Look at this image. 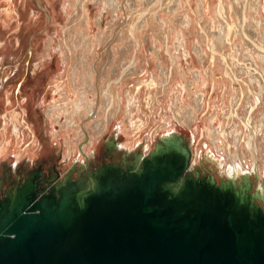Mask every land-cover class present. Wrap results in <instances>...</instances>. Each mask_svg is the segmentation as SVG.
Instances as JSON below:
<instances>
[{
	"label": "rangeland",
	"instance_id": "374dc122",
	"mask_svg": "<svg viewBox=\"0 0 264 264\" xmlns=\"http://www.w3.org/2000/svg\"><path fill=\"white\" fill-rule=\"evenodd\" d=\"M254 43L264 0H0V191L14 165L59 179L85 155L90 169L121 160L117 145L147 154L171 130L196 167L214 169L209 154L225 176L236 163L264 186Z\"/></svg>",
	"mask_w": 264,
	"mask_h": 264
},
{
	"label": "water",
	"instance_id": "95a60500",
	"mask_svg": "<svg viewBox=\"0 0 264 264\" xmlns=\"http://www.w3.org/2000/svg\"><path fill=\"white\" fill-rule=\"evenodd\" d=\"M187 163L170 137L139 165L69 172L42 192L29 177L9 182L0 264H264V201L248 179L217 182Z\"/></svg>",
	"mask_w": 264,
	"mask_h": 264
},
{
	"label": "bare ground",
	"instance_id": "6f19581e",
	"mask_svg": "<svg viewBox=\"0 0 264 264\" xmlns=\"http://www.w3.org/2000/svg\"><path fill=\"white\" fill-rule=\"evenodd\" d=\"M246 6H244L243 8H242V10H241V17H242V20H241V22L240 23H242V24H247V22H244L245 21V15H244V11L247 9V5L248 4H245ZM239 10V9H238ZM244 24V25H245ZM241 25V24H240ZM259 25V24H258ZM246 26V25H245ZM242 29H244L243 28V26H242ZM242 31V30H241ZM244 31H245V29H244ZM246 32V31H245ZM248 32V31H247ZM244 33V32H243ZM245 34V33H244ZM243 34V35H244ZM245 36V35H244ZM257 43V42H256ZM254 45H256L255 43H254ZM257 46V48H258V50L260 51V52H262V53H264V46H258V45H256ZM263 57V56H262ZM17 126V125H16ZM17 133V132H16ZM257 134V131H255V135ZM179 138L180 139V141L183 143V146L185 147V148H187L188 149V163H187V168H186V171L185 172H190V173H192L194 170H199V171H203V172H205L201 167L202 166H198V167H196V163H200V162H198V160H197V162L196 163H194L193 162V160H192V148L190 147V145L189 144H187L186 142H185V139L182 137V136H180L179 134H177V132L175 131V130H171V131H169V132H166V133H162V134H160L158 137H157V139H156V141L154 142V144H153V147H152V149L151 150H149L148 152H147V154H143L142 153V150H138V151H136V152H134V154L133 155H129V156H127L126 154H128L127 152H131V151H126L125 149V156H123V158L125 159V160H130V161H132V160H134V163H135V165H139L140 164V162H141V159L143 158V157H145V156H147L148 154H149V152H151L153 149H154V147H155V144L156 143H159V142H161L163 139H166V138ZM252 138H253V135H252ZM249 144L250 145H252V142H249ZM83 149H84V147H83ZM89 156H87V155H85V157H84V159L82 158V160H84L83 162L81 161V160H79V167L78 168H80L81 170H83L84 171V168H86V170H88L89 169V167H90V162H89V158H88ZM207 157H208V160L213 164V166H215V168L214 169H210V171H209V173L212 175V177L217 181V182H219V181H226V182H228V183H231V184H234V185H236L237 187H240L241 185H242V182L244 181V180H247L248 179V181H249V183H250V191L251 192H256L255 194L257 195H254V199H255V201L256 202H258V203H262L263 201H264V186H262L263 185V183H261L260 181H259V176H258V173H256L255 171H253V172H251L250 174H248V173H246V174H244L243 176H241V174L244 172V170L241 168V166H239L238 164H236L235 163V169H234V173L232 174L231 173V167H229V177H227V176H225L224 174H222L221 172H220V169H219V167H218V165L215 163V161H213L212 159H210V156H209V154H207ZM211 165V164H210ZM74 168H77L76 167V164H74L73 166H71V169H74ZM199 168V169H198ZM68 172V171H67ZM66 172V173H67ZM215 176H217L218 178H216ZM254 176H256V178L255 179H253V177Z\"/></svg>",
	"mask_w": 264,
	"mask_h": 264
},
{
	"label": "flooded vegetation",
	"instance_id": "af4514ba",
	"mask_svg": "<svg viewBox=\"0 0 264 264\" xmlns=\"http://www.w3.org/2000/svg\"><path fill=\"white\" fill-rule=\"evenodd\" d=\"M109 143H114V142H109ZM109 146L107 147L108 148V150L109 151H111V150H113V148H114V150H116V148H115V146H114V144H108ZM121 145H117V150H120L121 149V151L123 152V156H125V148H121L120 147ZM90 157H91V155L88 157L89 158V162L91 161V159H90ZM120 161V160H119ZM119 161H117V162H119ZM109 162H114V161H108V162H102L101 164H100V166L102 165V164H106V163H109ZM80 166V165H79ZM79 166H76V167H79ZM91 166V165H90ZM89 169H90V167H89ZM12 170H13V172L15 173V176H17V177H11V183H16V184H18V183H20V182H22V181H24V177H29V178H32V180H33V182L36 184V186H35V190L37 191V192H42V191H45V190H47L48 189V187L50 186V184H51V182L52 181H56L57 180V178H56V175L55 176H53V175H43L42 173H33V174H29V175H25L24 177H22V175L20 174V171H19V168H18V166L17 165H14L13 167H12ZM71 170V168L68 170H64V173H66L67 171V173H69V171ZM84 171H86V168H84ZM51 178V180L52 181H48V179H50ZM3 180H1V178H0V185H2L3 184ZM10 185L11 184H9V186L8 187H10ZM4 191L5 190H1L0 191V194H3L4 193Z\"/></svg>",
	"mask_w": 264,
	"mask_h": 264
}]
</instances>
